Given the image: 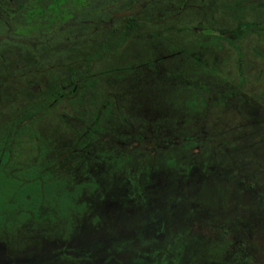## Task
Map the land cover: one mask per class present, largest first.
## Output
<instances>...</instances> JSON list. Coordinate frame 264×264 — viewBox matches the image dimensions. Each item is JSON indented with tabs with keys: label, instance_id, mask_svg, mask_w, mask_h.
<instances>
[{
	"label": "rangeland",
	"instance_id": "374dc122",
	"mask_svg": "<svg viewBox=\"0 0 264 264\" xmlns=\"http://www.w3.org/2000/svg\"><path fill=\"white\" fill-rule=\"evenodd\" d=\"M34 8L0 25V264H264V0ZM73 73V93L25 116ZM103 95L115 122L78 144ZM38 194L78 214L35 216ZM33 236L57 242L7 261ZM66 247L88 261H50Z\"/></svg>",
	"mask_w": 264,
	"mask_h": 264
},
{
	"label": "flooded vegetation",
	"instance_id": "af4514ba",
	"mask_svg": "<svg viewBox=\"0 0 264 264\" xmlns=\"http://www.w3.org/2000/svg\"><path fill=\"white\" fill-rule=\"evenodd\" d=\"M17 1L18 0H0V25L12 24L13 26H17V25L28 26L31 23V20H35V18H36L35 12L37 10L36 8H34L35 7V0H22V2H18V4L16 3ZM68 85L69 84H67V86ZM61 87L63 89L66 88L64 84H62ZM52 161L48 162V166L53 165ZM55 162L56 161H54V163ZM34 181L35 182H33V183L38 182L37 179H34ZM71 182L72 181H70L69 183H71ZM76 184L77 183H75V185ZM77 186L81 187V182H79L77 184ZM48 196L50 199L54 200L57 204H55L53 201L52 202L48 201V198L46 197V195H44V196L37 195L36 200L34 199V200L30 201L31 203L28 202L29 204L27 207H29L30 209H27V211L31 212L35 216H49L52 213V215L55 214V218L58 217L57 219H61L62 217L65 218L66 215L70 217V215L72 213L78 214L77 213L78 209L74 206H71V204L68 203L70 200L66 201L67 210L65 211V213H64V205H63V207H59L58 202H60V197H63V195L62 196L61 195H56V196L48 195ZM55 205H57L58 207ZM66 222H67V220H66ZM67 230H69V229H67ZM96 230H97V228L94 231H96ZM90 231H92V229H90ZM36 233H37V231H36ZM71 234H74V233H71L68 231L66 234L67 240L69 242L71 239ZM37 237L33 236L34 240L30 243L31 246L29 245V247H27V248H24L23 245L15 247L14 253L12 250V254H14V255L5 257V258H7V261H36L34 259L29 260L28 258H26L24 256H20L19 253L20 254H22V252L27 253V252H30L31 250L34 249L35 255H36V250L38 249L39 244L44 243V241H48V243H49L48 246L51 247L55 242H57L55 239H52V238L45 239L44 236H41L37 239ZM67 240H66V245H68ZM48 243H46V244H48ZM0 246H1V243H0ZM41 247L42 246H40L39 250L37 251V252H39V254L41 253V250L43 249ZM0 250L2 252H5L6 255L8 254L7 251L5 250L4 246H1ZM49 252H51V251H49ZM62 254H64V256L62 259H60V256H62ZM50 255L52 256L50 261H56L55 259H57V261H68V259L69 260L75 259V261H88L87 257H85L83 255L82 256L76 255L73 258H71V256L68 254V248L67 247L61 248L57 251H52V253ZM40 261H48V260H40Z\"/></svg>",
	"mask_w": 264,
	"mask_h": 264
},
{
	"label": "trees",
	"instance_id": "16d2710c",
	"mask_svg": "<svg viewBox=\"0 0 264 264\" xmlns=\"http://www.w3.org/2000/svg\"><path fill=\"white\" fill-rule=\"evenodd\" d=\"M77 78H79V79H77ZM80 78H81L80 74L73 73L72 77L69 79V85L70 86L67 89H63L61 87L62 84H59V85L55 84L54 87H53L55 90H54V92H53V94L51 96V101L48 102V103L39 104L38 106H36L35 110L26 111V115L25 116L29 117V118L34 117L41 110H44V109L47 110V108L50 105H53L55 101L60 100V99H62L64 97H66L67 95H70V93H73L75 91L76 86H78L80 84L79 81H78V80H80ZM102 97L103 98H101L98 101L93 113L88 118H86V121H84V122H86V126L87 127L83 126V124H81L79 126V128L77 129L76 134H75L76 137H75L74 141L77 142L78 144L85 143L90 138V135L93 134V131L97 130V133H99L101 131H104L103 130V126H104L103 124L106 121L115 122V118H116L117 112L115 111V109H113L114 106L111 103V100L110 99H106L107 96L104 97V95H103ZM24 120L25 119L22 117L21 119L16 120V121H14L12 123L11 128H13L14 132L17 131V127H19V125L21 123H23ZM108 131L110 133L111 130H108ZM100 142L97 141V145ZM46 165H47V163H46ZM46 165L44 163H42L41 167H39L38 170H37V168H35V170H37V171H36V174L34 173L33 175H34V177H36L34 179H37L38 182L37 183H30V186L32 188L31 191H33L34 187L37 188L36 189L37 191L40 190V183H39V179L40 178L39 177L41 176V173L43 171L48 169V167H46Z\"/></svg>",
	"mask_w": 264,
	"mask_h": 264
}]
</instances>
